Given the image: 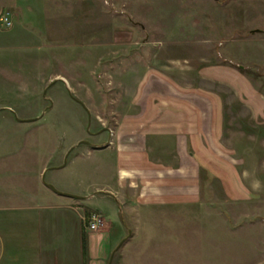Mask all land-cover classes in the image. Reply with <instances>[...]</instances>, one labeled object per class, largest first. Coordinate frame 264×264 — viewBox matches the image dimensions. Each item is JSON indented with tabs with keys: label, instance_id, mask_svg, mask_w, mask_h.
Wrapping results in <instances>:
<instances>
[{
	"label": "rangeland",
	"instance_id": "374dc122",
	"mask_svg": "<svg viewBox=\"0 0 264 264\" xmlns=\"http://www.w3.org/2000/svg\"><path fill=\"white\" fill-rule=\"evenodd\" d=\"M4 15L0 264H264V0H0ZM168 90L217 131L199 156L188 143L196 200L145 203L98 149Z\"/></svg>",
	"mask_w": 264,
	"mask_h": 264
},
{
	"label": "crops",
	"instance_id": "0c3cea01",
	"mask_svg": "<svg viewBox=\"0 0 264 264\" xmlns=\"http://www.w3.org/2000/svg\"><path fill=\"white\" fill-rule=\"evenodd\" d=\"M146 89L147 87L143 92ZM137 103L143 108L142 114L134 117L132 122L128 120L127 124L129 126L130 122L134 125L140 123L138 131L128 130L124 132L125 134L121 133L115 140L113 139L114 141L111 139L108 144L98 149L108 153L114 152L118 184L129 182L132 187H136L138 183L142 184L140 197H143L141 199L145 203L176 204L182 202L184 197H188L190 202L195 201L198 190L197 192L190 190V193L183 191L184 188H192L194 185L195 190L198 188V160L188 152V143L190 141L195 148V156H199L200 142L203 143V139L209 142L210 135L217 131L212 114L200 117L196 110L199 107L197 103L193 109V101L184 102L183 98H179L176 93L173 94L172 90H168L165 96H160L158 103L140 100ZM168 139L175 143L171 151L169 149L171 147L168 148L167 143H164L168 142ZM111 142L116 145L114 151L111 149ZM158 146L161 150L158 154L167 153L177 158L180 165L178 169L153 159L152 154L156 152L155 148ZM57 195L70 198L58 193ZM70 199L80 200V197Z\"/></svg>",
	"mask_w": 264,
	"mask_h": 264
},
{
	"label": "built area",
	"instance_id": "2783aa9c",
	"mask_svg": "<svg viewBox=\"0 0 264 264\" xmlns=\"http://www.w3.org/2000/svg\"><path fill=\"white\" fill-rule=\"evenodd\" d=\"M0 23L6 27L11 26V21L9 20V17L7 15L0 17ZM101 224H102V218L98 215H94L92 220H91V224H90L91 231L98 230L99 226H101Z\"/></svg>",
	"mask_w": 264,
	"mask_h": 264
},
{
	"label": "water",
	"instance_id": "95a60500",
	"mask_svg": "<svg viewBox=\"0 0 264 264\" xmlns=\"http://www.w3.org/2000/svg\"><path fill=\"white\" fill-rule=\"evenodd\" d=\"M88 132H89V129H88ZM82 143H84V144H88V142H82ZM54 192H56V193H58V194H62V195H64V196H67V197H70V198H79V197H77V196H74V195H70V194H66V193H60V192H58L54 187H50ZM111 262H112V259H111V261H110V264H111Z\"/></svg>",
	"mask_w": 264,
	"mask_h": 264
},
{
	"label": "trees",
	"instance_id": "16d2710c",
	"mask_svg": "<svg viewBox=\"0 0 264 264\" xmlns=\"http://www.w3.org/2000/svg\"><path fill=\"white\" fill-rule=\"evenodd\" d=\"M84 243H85V241H84ZM85 246V245H84Z\"/></svg>",
	"mask_w": 264,
	"mask_h": 264
}]
</instances>
